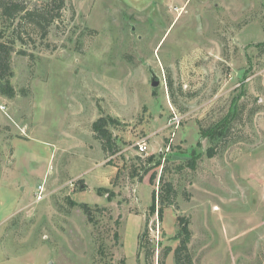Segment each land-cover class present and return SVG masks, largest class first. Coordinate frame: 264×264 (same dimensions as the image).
Here are the masks:
<instances>
[{
    "label": "rangeland",
    "instance_id": "374dc122",
    "mask_svg": "<svg viewBox=\"0 0 264 264\" xmlns=\"http://www.w3.org/2000/svg\"><path fill=\"white\" fill-rule=\"evenodd\" d=\"M63 1L45 39L23 29L0 93V264H174L184 239L193 264H264V0ZM232 108L208 157L201 128Z\"/></svg>",
    "mask_w": 264,
    "mask_h": 264
},
{
    "label": "trees",
    "instance_id": "16d2710c",
    "mask_svg": "<svg viewBox=\"0 0 264 264\" xmlns=\"http://www.w3.org/2000/svg\"><path fill=\"white\" fill-rule=\"evenodd\" d=\"M64 6L63 0H50L44 6L29 8L28 2L26 0H0V19L3 18L9 23V27H12L9 39L5 42L0 41V93L12 98L14 96V91L9 84V77L11 73L10 68V57L11 53L14 52L15 42L23 43L22 31L27 28L38 35L41 39H45L48 36L49 28L55 24L60 19L61 11ZM20 53V52H19ZM23 52H21L22 54ZM110 122L115 121L108 117ZM106 118H99L92 125V133L96 140L99 141L101 145L102 152L105 154L113 155L115 152L113 149V141L111 132L106 128L107 125ZM236 119V108L230 109L228 114L217 123L218 126L214 128H201V133L203 136L209 135L212 131L219 134L218 141L215 144L214 149L209 148L207 151L208 157H213L215 155V148L219 146V143L225 141L231 132L232 122ZM164 166L161 165V160L155 162L153 168ZM146 172L145 174H147ZM156 176H150L149 183L154 185ZM161 192L156 195L155 192L152 194V205L150 207L151 211L155 210V201H159V207L157 210L158 216L161 219L163 209L167 206L173 205L174 199L176 197V192L173 185L170 182H163L160 177L158 180ZM79 208L88 215L89 207L86 204H79ZM187 239L180 242L179 246L174 251V264H193L191 256L188 252ZM150 254H146L145 263L150 264L149 261ZM161 264H164L161 262Z\"/></svg>",
    "mask_w": 264,
    "mask_h": 264
},
{
    "label": "built area",
    "instance_id": "2783aa9c",
    "mask_svg": "<svg viewBox=\"0 0 264 264\" xmlns=\"http://www.w3.org/2000/svg\"><path fill=\"white\" fill-rule=\"evenodd\" d=\"M176 124H178V121L176 119ZM138 152L140 154L146 153L147 152V144L145 142H141L138 144ZM44 187L43 185H39L37 187V192H36V200H41L42 195H43Z\"/></svg>",
    "mask_w": 264,
    "mask_h": 264
},
{
    "label": "water",
    "instance_id": "95a60500",
    "mask_svg": "<svg viewBox=\"0 0 264 264\" xmlns=\"http://www.w3.org/2000/svg\"><path fill=\"white\" fill-rule=\"evenodd\" d=\"M152 83H153V84H152L153 87H155V86L157 85L155 82H152Z\"/></svg>",
    "mask_w": 264,
    "mask_h": 264
}]
</instances>
